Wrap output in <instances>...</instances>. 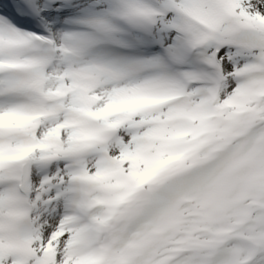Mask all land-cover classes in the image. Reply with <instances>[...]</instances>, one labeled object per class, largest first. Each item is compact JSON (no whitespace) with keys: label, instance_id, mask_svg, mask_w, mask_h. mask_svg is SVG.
Returning <instances> with one entry per match:
<instances>
[{"label":"snow or ice","instance_id":"6c2138e0","mask_svg":"<svg viewBox=\"0 0 264 264\" xmlns=\"http://www.w3.org/2000/svg\"><path fill=\"white\" fill-rule=\"evenodd\" d=\"M0 264H264V0H0Z\"/></svg>","mask_w":264,"mask_h":264}]
</instances>
